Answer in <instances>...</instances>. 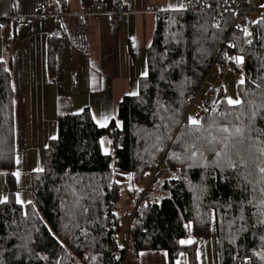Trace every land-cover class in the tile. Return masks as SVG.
I'll return each mask as SVG.
<instances>
[{
	"label": "trees",
	"instance_id": "16d2710c",
	"mask_svg": "<svg viewBox=\"0 0 264 264\" xmlns=\"http://www.w3.org/2000/svg\"><path fill=\"white\" fill-rule=\"evenodd\" d=\"M223 1L205 0L209 8H217ZM262 20L264 14L256 18L250 37L239 30H233L230 36L236 45L232 52L245 58L242 65H230L244 76L245 83L239 86L242 105L224 106L223 100H218L216 111L210 116L198 109L203 129L196 132L186 119L195 107H191L188 93L199 90L215 67L214 60L234 19L231 14H224L216 23L210 11L177 12L168 22L159 18L148 51L149 75L140 79L137 95L126 96L120 102L116 119L107 127H99L88 108L70 113L69 103L60 102L57 135L43 152L44 171L31 174L32 202L26 206L16 203L17 180L12 175L17 157L14 92L11 75L0 62V173L9 190L8 202L0 203V264H124L130 251L138 254L159 250L168 253L170 264H175L181 253L185 264H199L197 242L187 245L180 241L192 235L206 239L213 225L219 264H243L245 260L264 264L256 255L264 253V241L260 239L264 226L256 223L257 209L247 203L253 195L256 202L260 199V185H256L255 193L252 191L258 179L254 166L249 169L253 172L249 177L253 183L249 184L231 169L221 173L212 166L215 153L207 147V169L190 168L191 161L186 159L189 153L185 152V143L197 141L198 147L206 145L197 139L201 135H225L217 131L218 127L248 124L252 110L249 101L257 106L264 104ZM249 39L250 45L246 42ZM58 46L57 38L49 39L48 67L52 78ZM225 111L232 115L225 118L219 114ZM213 120L215 124L209 129ZM255 127L264 129V119L258 117ZM105 135L111 139L109 155L102 151L101 139ZM216 147L219 149L220 145ZM233 159L237 157L234 155ZM156 170L158 176L162 171L157 180L165 197L142 208L124 238L128 248L121 247L118 237L124 221L115 210L126 176L132 180L128 197L135 202L141 194L142 180ZM237 171L243 173L245 169ZM165 172L171 176L164 177ZM241 201L243 220L239 219ZM40 256L49 259H39ZM85 256L89 259L85 260ZM92 256L96 259L92 260Z\"/></svg>",
	"mask_w": 264,
	"mask_h": 264
},
{
	"label": "crops",
	"instance_id": "0c3cea01",
	"mask_svg": "<svg viewBox=\"0 0 264 264\" xmlns=\"http://www.w3.org/2000/svg\"><path fill=\"white\" fill-rule=\"evenodd\" d=\"M43 1L0 0V62L12 79L15 169L22 175L41 168L39 158L49 140L57 135L61 101L69 103L68 111L72 113L88 108L93 117L94 110H110L112 120L116 119L120 102L130 96L128 93H138L140 79L144 77L141 73L147 71L148 51L155 36L158 14L181 12L172 10L169 5L178 8L185 0H123L131 12L118 27L113 26L109 14L113 0H63L66 16L61 20L46 17L33 25L13 19L15 15L34 14ZM95 2L107 8L99 17L88 14L90 5ZM4 19L6 26L2 24ZM50 38L59 41L53 78L48 67ZM2 175L0 198L8 196L9 192ZM16 180L18 185L17 177ZM125 203V207H129L133 201L129 198ZM198 246L197 243L201 264ZM125 264L170 263L168 253L159 250L133 252Z\"/></svg>",
	"mask_w": 264,
	"mask_h": 264
},
{
	"label": "snow or ice",
	"instance_id": "6c2138e0",
	"mask_svg": "<svg viewBox=\"0 0 264 264\" xmlns=\"http://www.w3.org/2000/svg\"><path fill=\"white\" fill-rule=\"evenodd\" d=\"M262 8H264V5H261ZM169 8L175 11H182L186 10L185 5L180 4L177 8L176 6L169 5ZM168 9H164V11H167ZM261 22H264L262 20ZM216 27H219V25H215ZM2 27V25H0ZM236 27H240L239 24L236 25ZM245 36H251L252 33L248 31V29L245 27L242 29ZM249 45L252 44V40L249 39L246 41ZM236 45L233 43L229 47L234 48ZM244 49L241 48L240 52H243ZM224 58L234 60L237 66L244 64L245 58L243 55H236L234 57L228 56V54L225 52L223 53ZM142 76L148 77L149 73L148 71H144L141 73ZM240 84H244V79H241L239 81ZM257 88L260 87L259 84L256 85ZM216 91H220L217 89ZM138 93L131 92L128 93V95L135 96ZM183 94V93H182ZM225 102L227 105L230 106H239L242 105V101L237 98L233 99L231 97H226ZM215 105V101L213 102ZM249 104L252 105V110L250 112V115L248 116L249 123L244 125L241 122V125H232L229 126H223L218 127L217 131L220 133H223L225 135L221 137L211 136L206 137L201 135L198 137V140H203L206 142L205 144H201L199 147L197 146V141H193L192 143H185V152L189 153L186 156V159L191 161V163L188 165L191 167H203L207 169L209 167V163L207 162V157L205 156V147H207L208 151L215 153V159L211 162V165L215 168H219L221 170V173H223L227 169H231L234 172L237 173V175L242 176V179L244 182L252 184L253 181L249 179L253 175V172L250 169V166H254L256 172L258 173V179L255 180V183L253 184V193L257 191L256 185H260L259 187V194L260 199L258 202L255 195H253L252 199L248 200L247 203L249 205H252L257 209V213H254V215L257 216L256 223L259 225L264 226V139H261L260 137L264 136V129H259L255 127L256 119L259 117L260 119H264V115H262V112H264V104L262 105H254L252 101H249ZM205 111H208V109H205ZM213 111H216L215 107L213 108ZM221 116L227 118L228 116L232 115V112L225 111L219 113ZM93 120L96 121L97 125L101 128H105L108 125V121L112 119L110 115L101 113L100 117L97 118L95 114H93ZM188 125L194 126L193 131L199 132L203 129V125L201 123V119H198L196 117H186ZM236 119H240V114H237ZM215 124V121L213 120L211 124H209V129L213 127ZM117 127H119V124H117ZM207 130V129H205ZM253 133H256L254 136ZM55 139V137H53ZM104 141L101 140V144L103 145ZM217 145H220V148L217 149ZM107 154V153H106ZM236 156L237 159H233V156ZM199 159L200 163H197V160ZM17 164H19V160H17ZM238 168L245 169V172L240 173L238 172ZM35 171L41 172L44 171L42 168H37ZM13 176L17 177L19 179L20 173L13 172ZM129 179H131V176H129ZM174 179H178V177H174ZM227 179V177H225ZM8 197L3 196L0 198V203H7ZM16 203L17 204H23L24 201L20 199V194H16ZM27 203L31 204V201H28ZM25 215H27L25 213ZM240 220L244 219V202L241 201L240 204ZM213 222H215V215L212 216ZM186 227H190V225H186ZM241 230H245L242 229ZM51 231V230H49ZM54 235V234H53ZM262 241H264V235L260 237ZM60 243V247L63 248L64 245L62 242L57 241ZM181 244H190L192 243L191 240H181ZM121 247H123L121 245ZM143 255V254H141ZM183 255V253H181ZM199 255V254H198ZM257 256L260 257L261 260H264V253H256ZM39 259L48 260V256H40ZM89 259V257L85 256V260ZM92 260H95L96 257L92 256ZM59 264V262H57ZM247 264V261L245 262Z\"/></svg>",
	"mask_w": 264,
	"mask_h": 264
},
{
	"label": "built area",
	"instance_id": "2783aa9c",
	"mask_svg": "<svg viewBox=\"0 0 264 264\" xmlns=\"http://www.w3.org/2000/svg\"><path fill=\"white\" fill-rule=\"evenodd\" d=\"M184 5L186 10H182L184 12H205L210 11L214 13L215 22L220 23L222 20V16L224 14H231L233 16V25L232 30L225 39L221 49L216 55L213 66H230L234 63V60L224 58L223 53H227L228 56L234 57L236 56L232 50L234 48L229 47L234 42L231 40L230 36L233 30L242 31L243 28H247L248 30L253 27L256 21L255 16H260L264 14V8L261 5H264V0H224L217 8H209L206 5L205 0H185ZM153 11L155 8H151ZM107 11L106 6L99 2H95L91 4L88 10L89 15H93L95 17H99ZM131 12V8L123 1V0H113L111 9L109 14L112 19V24L115 27H118L122 21L123 17ZM159 18L163 21L168 22L174 15L173 12H165L158 14ZM66 16L65 11V3L63 0H45L40 5L37 6L34 14L31 15H15L12 16L13 19L17 23L23 24H35L46 17H54L58 20H61ZM2 24L4 26L7 25V20H2ZM239 24L240 27H236ZM35 31V27H33V32ZM201 89L197 91H190L188 93V98L190 101L191 107L196 106L201 110L206 116L212 115L215 111L213 108L217 105H213L206 101L199 100ZM208 109V111H205ZM159 175V171L152 175L151 179L145 186L144 190L141 191L139 198L129 207H127L123 212V218L128 222L127 234L132 223L138 219L140 216V212L142 208L148 206L150 201H161L164 199L165 194L160 190L159 183L157 177ZM236 264H239L238 262Z\"/></svg>",
	"mask_w": 264,
	"mask_h": 264
},
{
	"label": "rangeland",
	"instance_id": "374dc122",
	"mask_svg": "<svg viewBox=\"0 0 264 264\" xmlns=\"http://www.w3.org/2000/svg\"><path fill=\"white\" fill-rule=\"evenodd\" d=\"M249 1H256V0H249ZM255 17L258 19L257 16H255ZM248 31L252 32L251 29H249ZM222 68L220 66H215L211 69L207 78L204 79V81L202 82L203 87L201 90L199 100H208L209 102H214V101L217 102L218 98L221 97L223 99V105L224 106H230V105H227L225 102L226 97H231L233 99H237V98L240 99L239 86L241 84L239 83V81L241 79H244L243 74L235 72L234 70H232L230 68V66H225V69H228L227 72H225L224 69H222ZM202 84H201V86H202ZM201 86H200V88H201ZM217 89H219L220 91H216ZM81 111H83V109L80 110V112ZM94 111H96L95 115L97 118H98V115L101 113L110 115V110H94ZM68 112L72 113V111H70V110ZM199 113H200V111L195 106L189 110L187 116L198 118ZM113 115H114V113H113ZM111 120L108 121V125H109V122H111ZM101 140L104 141L103 145L101 144L103 153L104 154L107 153L108 155L111 154L112 148H111L110 137L108 135H105ZM34 160H35V162H38V159L36 157H34ZM39 161L41 163L40 167L43 169V154L39 158ZM36 167H38V166H36ZM161 174H162V171L160 173V176L157 177L158 179H160L162 177ZM170 176H171L170 172H165L164 177L168 178ZM151 177H152V175H149L142 180L141 185H140L141 191L144 190L145 186L147 185V183L149 182ZM123 184H124V186H123V190H122V195H121L120 201L117 204L115 213H116L117 217H119L122 221H124L123 230L121 231V233L119 234V237H118L119 238V245L120 246L122 245L123 247H126V249H127L128 248V240L126 239V244H124V241H125L124 238H125V236L127 237L128 222L126 221V219L123 218V212L127 208V206L125 207V205H126L125 199H126V201L127 200L129 201L127 190H129L132 186V180L129 179V175L126 176V179H125ZM15 192H16V194L19 193L20 199L24 201V203L22 205L26 206L29 204V203H27L28 201L32 202L31 174H29V173L24 174V175L20 174L19 180H18V185H17ZM187 240H191L192 242L196 241L198 243V245H199L198 247L200 249V257H201L200 262H201V264H218L217 238H216V231H215L214 225L212 227L210 236L207 237L206 239L192 235V237L187 239ZM132 254H133L132 251H130L127 254L126 261H127L128 257L132 256ZM126 261H125V263H126ZM246 261H247V264H250L249 260H245L243 264H245ZM180 262H181V264L186 263L184 255H180L178 257V259L176 260L177 264H180Z\"/></svg>",
	"mask_w": 264,
	"mask_h": 264
},
{
	"label": "bare ground",
	"instance_id": "6f19581e",
	"mask_svg": "<svg viewBox=\"0 0 264 264\" xmlns=\"http://www.w3.org/2000/svg\"><path fill=\"white\" fill-rule=\"evenodd\" d=\"M221 49V48H220Z\"/></svg>",
	"mask_w": 264,
	"mask_h": 264
}]
</instances>
